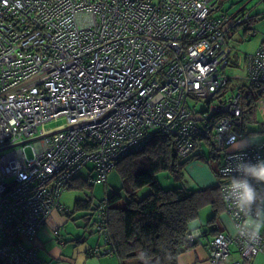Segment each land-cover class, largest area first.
Listing matches in <instances>:
<instances>
[{
	"label": "built area",
	"instance_id": "2783aa9c",
	"mask_svg": "<svg viewBox=\"0 0 264 264\" xmlns=\"http://www.w3.org/2000/svg\"><path fill=\"white\" fill-rule=\"evenodd\" d=\"M222 1L0 0V147L114 108L0 148V257L8 264H41L37 232L52 210L68 212L60 195L88 161L95 181H105L117 159L157 132L171 135L180 155L202 139L221 153L216 183L234 231L212 237L206 264H253L264 255L263 232L249 240L238 231L258 213L264 220V183L251 181L260 199L250 216L229 189L245 177L238 164L264 159V136L247 142L238 131L240 91L212 98L228 80L227 31L250 17L232 18ZM246 71L264 113V38L246 56ZM188 97L205 106L193 108ZM58 118L61 124L46 126ZM105 204L91 228L103 235L102 252L112 253ZM232 246L238 259L230 258Z\"/></svg>",
	"mask_w": 264,
	"mask_h": 264
},
{
	"label": "trees",
	"instance_id": "16d2710c",
	"mask_svg": "<svg viewBox=\"0 0 264 264\" xmlns=\"http://www.w3.org/2000/svg\"><path fill=\"white\" fill-rule=\"evenodd\" d=\"M253 20L254 18L249 17L244 21V28H250ZM229 60V63H232L230 56ZM229 81L228 77L226 84L212 98L240 91L242 122L237 128L238 131L245 136L264 132V120L258 122L256 130L247 131L248 124L257 122L254 104L259 94L256 93L255 86L246 79L236 91L230 92ZM197 143L203 146L201 140ZM205 143L213 152L207 163L217 182L219 178L215 174L216 164L221 162V153L210 141L205 140ZM178 155L180 154L177 152L174 138L165 132H157L141 149L114 162L110 170L113 168L118 174L121 182L119 188L112 190L98 203H94L92 197H76L72 212L84 210L83 217L87 221L86 226L90 228L93 221L91 216L102 202L106 203L105 227L111 240V250L118 256L120 264H177V256L195 242L196 236L193 240H189L187 236L198 230L193 222L198 217L199 209L207 203L212 205V215L207 222L208 231L213 236L222 232L219 214L224 206L217 183L197 189H164L155 178V172L161 169H168L175 177H179L183 174L187 161L197 157V154H193L189 159L180 160ZM199 156L203 157V149ZM91 186L89 177L77 173L68 189L91 190ZM143 186H149L150 191L144 196H138L137 191ZM0 264L8 263L0 257Z\"/></svg>",
	"mask_w": 264,
	"mask_h": 264
},
{
	"label": "crops",
	"instance_id": "0c3cea01",
	"mask_svg": "<svg viewBox=\"0 0 264 264\" xmlns=\"http://www.w3.org/2000/svg\"><path fill=\"white\" fill-rule=\"evenodd\" d=\"M226 3L228 5L224 8ZM236 4L237 6H235ZM234 7L237 8L236 11L231 10ZM220 9L232 18H238L244 11H248L250 17L255 19L256 16L264 13V0H231V2L225 0L221 2ZM239 25L242 24L230 25L229 31L234 33ZM192 171L199 183L210 185V172L201 163H193ZM64 192H68L70 197L73 194V198L70 199L68 193H65L69 198L62 199ZM62 194L59 200L68 208V212L61 213L57 209L52 210L47 221L40 226L37 232L35 243L41 264H120L115 253L102 252L105 247L107 248V245L104 244L103 235L100 232L96 233L91 228L89 229V226H86L87 221L82 226L76 222L77 218L74 217L76 212H72L77 197L76 190L67 189ZM219 219L222 232L232 233L234 231L232 220L226 212L220 213ZM195 229H198V235H196L194 244L185 248L177 256V264L207 263L209 243L213 234L207 228L199 229L198 225ZM261 232L264 233V228ZM232 248L235 250L234 246ZM230 258L238 259L239 257L232 253ZM252 262L253 264H264V255L257 254Z\"/></svg>",
	"mask_w": 264,
	"mask_h": 264
},
{
	"label": "rangeland",
	"instance_id": "374dc122",
	"mask_svg": "<svg viewBox=\"0 0 264 264\" xmlns=\"http://www.w3.org/2000/svg\"><path fill=\"white\" fill-rule=\"evenodd\" d=\"M227 1V0H226ZM231 2V0H230ZM228 3L224 4V8ZM237 6V4L235 5ZM232 11H236L237 8L234 7L231 9ZM250 29H254L253 31ZM250 30V31H249ZM229 31V30H228ZM226 45L228 50L230 51V59L232 63H229L223 68V72L225 75H227L230 78L229 81V89L228 91H236L237 88L240 86V84L244 83L243 80L246 75V56L248 53H252L256 47L260 44L262 39L264 38V13L256 16V18L253 20L252 25L249 29L243 30V24L239 25V27L235 30L234 33H231V31L227 32L226 36ZM188 103L189 104H195L193 108L200 109L205 106V102L202 101H194L192 98L188 97ZM257 105L255 106L254 115L257 120V122H252L251 124L247 125V131L250 130H256L258 127V122L264 120V113L262 112L259 101L257 100ZM62 118H58L55 120H51L47 123L46 126H54L56 124L62 123ZM264 132L261 133H255L252 136H245V140L247 142H256L263 138ZM203 146L201 147L199 143H197V146H195V149L188 153L187 155H178V159L185 160L189 159L188 157L191 155H196L197 157H192V159L188 160L185 166L183 167V174L179 177H175L173 172H170L168 169H161L155 172V178L159 181L160 186L164 189L167 188H173V187H183L185 189H197L203 186H207L208 184L199 183L194 176V173L192 171L193 163H201L206 169L210 172V185H213L216 183L215 176L212 175V169L210 165L207 163V160L211 159V156L213 155V152L210 150V147L206 145L205 140L202 139ZM201 149H203V157L199 156L201 154ZM25 154L27 156H31L32 148L31 146H27L25 148ZM216 162V161H214ZM78 173L80 175L86 176L90 178V181L92 183L91 190H76V196L79 198H87L92 197L94 203H98L101 201L106 195H108L112 190H115L121 186V182L119 179L118 174L116 173L113 168L107 173V178L105 181H95L96 176V169H95V162L94 161H88L85 166H83ZM209 185V186H210ZM66 191V190H65ZM150 191L149 186H143L137 191L138 196H144L146 193ZM68 192H64L62 194V199H68L70 197V194ZM73 198L70 197V199ZM225 210L221 213H225ZM85 213L84 210H78L76 213H74V217L77 218L76 222L80 223L81 226L84 224L86 219L83 217V214ZM212 215V205L210 203H207L203 205L198 212L197 219L193 222V224H197L199 229L205 230L208 225V219ZM92 215V219H93ZM264 218V215L262 216ZM91 219V221H92ZM71 223H73L71 221ZM90 229V227H89ZM263 229V228H262ZM261 229V230H262ZM98 233V231H95ZM233 255H236L235 250L232 248Z\"/></svg>",
	"mask_w": 264,
	"mask_h": 264
},
{
	"label": "clouds",
	"instance_id": "9594fccd",
	"mask_svg": "<svg viewBox=\"0 0 264 264\" xmlns=\"http://www.w3.org/2000/svg\"><path fill=\"white\" fill-rule=\"evenodd\" d=\"M237 170L245 173L244 178H234L231 182L230 192L231 198L236 201V207L244 212L246 216H250V210L253 204H256L260 196L251 181L264 183V159H259L255 164H238ZM257 218L249 219L244 225V230H238L242 237L249 240H255L259 237L260 231L264 228V220Z\"/></svg>",
	"mask_w": 264,
	"mask_h": 264
},
{
	"label": "water",
	"instance_id": "95a60500",
	"mask_svg": "<svg viewBox=\"0 0 264 264\" xmlns=\"http://www.w3.org/2000/svg\"><path fill=\"white\" fill-rule=\"evenodd\" d=\"M113 109L114 108L111 106L107 110H105L103 113H101L100 115H98L96 117H91V118H87V119L84 118V119L78 120L76 122H73L71 124L65 125L64 127H61V128H58V129H55V130H52V131H48V132H45V133H42V134H39V135H36V136H32V137H29V138H26V139H23V140H20V141H17V142H13V143L1 146L0 148L6 147V146H10V145H13V144H16V143L20 144V143H23L26 140L33 139V138H36V137H39V136H42V135H46V134H49V133H53V132H56V131H59V130H62V129H65V128H68V127L74 128V127H76V126H78L80 124L100 119L101 117H103L104 115H106L107 113H109Z\"/></svg>",
	"mask_w": 264,
	"mask_h": 264
}]
</instances>
